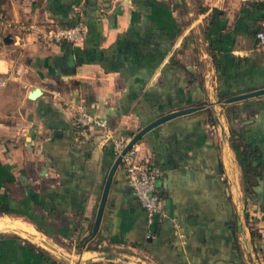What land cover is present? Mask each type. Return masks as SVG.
<instances>
[{"label": "crops", "instance_id": "crops-1", "mask_svg": "<svg viewBox=\"0 0 264 264\" xmlns=\"http://www.w3.org/2000/svg\"><path fill=\"white\" fill-rule=\"evenodd\" d=\"M75 22L85 32L74 45L40 37ZM257 30L264 0H0V186L22 210L0 215V264H264V94L217 99L264 88ZM64 101L106 129L77 131ZM191 107L132 145L158 171L152 221L118 165L87 240L112 138ZM230 128L260 151L250 186Z\"/></svg>", "mask_w": 264, "mask_h": 264}, {"label": "built area", "instance_id": "built-area-1", "mask_svg": "<svg viewBox=\"0 0 264 264\" xmlns=\"http://www.w3.org/2000/svg\"><path fill=\"white\" fill-rule=\"evenodd\" d=\"M85 28L80 22L69 26H45L40 32V37L47 42L52 43H69L74 45L84 36ZM256 45L264 46V30H257L254 34ZM57 92L52 94L56 97ZM63 106L73 109V123L80 128L95 127L97 129H106V122L100 120L91 114L82 101L68 102L64 101ZM130 137H115L111 140V149L114 156H118ZM126 179L127 187L132 191L136 201L146 214V219L151 222L154 214L158 211V196L154 192V182L158 176V171L154 167L140 163L136 160L132 146L121 156L118 164Z\"/></svg>", "mask_w": 264, "mask_h": 264}, {"label": "trees", "instance_id": "trees-1", "mask_svg": "<svg viewBox=\"0 0 264 264\" xmlns=\"http://www.w3.org/2000/svg\"><path fill=\"white\" fill-rule=\"evenodd\" d=\"M204 8L199 7L196 10L201 12ZM76 23V22H75ZM74 23H70L64 26H69ZM229 97L228 95H217V99L223 100L224 98ZM208 110V109H207ZM210 111L208 110V121L210 123H214V118L212 115L209 114ZM74 124V123H73ZM75 129L79 132L86 133L88 130L93 129L95 127H87V128H80L79 126L75 125ZM229 147L232 150L236 162L241 171V179L243 185L250 186L254 183L255 179L259 176V165L254 163V159L259 156V150L256 146L252 145L249 142H246L240 134L233 129H229V137H228ZM258 175V176H257ZM5 182V180H3ZM5 185H1L3 187V191L0 192V215H18L22 214V210L18 209V200L11 198L7 194V190L9 191V187L7 188ZM250 235L251 237L254 236L253 230L250 228ZM81 242V241H80Z\"/></svg>", "mask_w": 264, "mask_h": 264}, {"label": "water", "instance_id": "water-1", "mask_svg": "<svg viewBox=\"0 0 264 264\" xmlns=\"http://www.w3.org/2000/svg\"><path fill=\"white\" fill-rule=\"evenodd\" d=\"M262 94H264V88L257 89V90H254V91L245 92V93H240V94H236V95H232V96H229L227 98H224L220 102L223 103V104H226V103H231V102H235V101H239V100H243V99H247V98H251V97H256V96H259V95H262ZM38 95H39V89L38 88H34L28 93L27 96H28V98L32 99V98L37 97ZM198 108L199 107L184 108V109H179V110H175V111L163 114V115L157 117L156 119L150 121L146 125H144L142 128H140L128 140V142L126 143V145L122 149L121 153L114 158L113 163L111 164L110 168L107 171V174L105 176V179H104V182H103V185H102V189H101V192H100V196H99L98 204H97V207H96V211H95V214H94L93 223H92V227H91V232H90V235L88 236L87 240L92 239L95 236L96 232H97L98 225H99V222H100V218H101V215H102V211H103V208H104L106 196H107V193H108L109 185H110V182H111V178H112V175H113L116 167L119 164L120 156L125 151H127L137 140H139V138L145 132H147L151 128H153V127L157 126L158 124L163 123V122H165L167 120H170V119H172V118H174L176 116L189 113V112H191L193 110H196ZM105 256L107 257V255H105ZM60 257L62 259H64L65 261L69 260V256L60 255ZM74 262H76V261H74ZM76 264H78V262H76Z\"/></svg>", "mask_w": 264, "mask_h": 264}, {"label": "rangeland", "instance_id": "rangeland-1", "mask_svg": "<svg viewBox=\"0 0 264 264\" xmlns=\"http://www.w3.org/2000/svg\"><path fill=\"white\" fill-rule=\"evenodd\" d=\"M19 220V219H18ZM5 221H11V222H14L15 224H17L19 227H18V229L19 230H25L26 232H27V234L28 235H30V234H32L30 231H28V229H29V227H27V226H25V224L24 223H22V222H20V221H18V222H16V221H14V220H12V219H8V220H5ZM23 225H22V224ZM27 227V228H26ZM3 229H9V231L10 230H13L14 231V229H12V228H10V227H7V228H3ZM16 232V231H15ZM18 235H21L22 237H27L28 239H32V237H28V236H26V235H24V234H21L20 232H19V234ZM36 243V242H35ZM41 247H43V248H45L46 249V246L44 245V244H40V242L38 243Z\"/></svg>", "mask_w": 264, "mask_h": 264}]
</instances>
